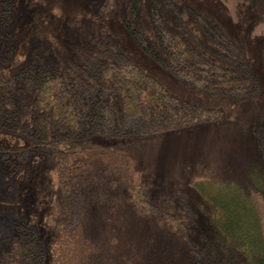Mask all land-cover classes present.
<instances>
[{"label":"trees","instance_id":"trees-1","mask_svg":"<svg viewBox=\"0 0 264 264\" xmlns=\"http://www.w3.org/2000/svg\"><path fill=\"white\" fill-rule=\"evenodd\" d=\"M249 2L264 12V0ZM6 5H0V33L10 13ZM166 16L155 23L154 41L141 23L126 22L136 45L165 72L189 91L230 107L259 97L248 53L214 21L191 11L193 26L182 21L175 28ZM3 50L0 129L18 128L33 150L59 156L60 200L52 209V260L46 258L38 227L19 224L0 251V264H145L155 253L169 256L171 264H264V124L253 131L259 152L253 210L237 198L214 204L206 222L212 234L196 235L190 210L161 205L148 186L135 182L131 152L91 140L159 137L224 113L226 105L209 107L174 94L108 33L98 34L75 57L52 64L42 59L45 49L39 45L9 72L11 47ZM120 200L135 217L125 226L111 222ZM149 222L155 231L149 241L153 251L143 248V257L125 260L138 239L135 224Z\"/></svg>","mask_w":264,"mask_h":264},{"label":"rangeland","instance_id":"rangeland-1","mask_svg":"<svg viewBox=\"0 0 264 264\" xmlns=\"http://www.w3.org/2000/svg\"><path fill=\"white\" fill-rule=\"evenodd\" d=\"M6 3L10 13L2 19L5 23L0 33V54L10 46L11 55L5 72L26 62L39 45L45 49L42 59L52 64L55 59L75 57L98 34L108 33L132 60L174 94L220 109L226 104L189 91L148 57L126 26V22L141 23L154 41L155 23L166 15L175 28L181 27L182 21L193 26L191 11L214 21L248 53L260 83L257 99L226 105L224 113L207 115L191 128L159 137L106 136L91 141L131 152L137 165L135 182L148 186L151 196L161 205L190 210L191 229L196 235L212 234L206 222L210 221L214 204L224 205L237 198L249 211L253 210L257 198L254 169L259 160L253 131L264 124L263 11L249 0H0L3 8ZM32 147L18 128L0 129V251L9 246L17 225H35L46 258L52 260L48 248L53 241L52 209L60 200V158ZM260 198L264 205L263 196ZM118 202L111 222L119 220L124 222L121 226L128 225L127 220L135 217L126 202ZM97 218L96 224L100 216ZM138 224V239L132 250H126L125 260L143 257V248L154 249L149 246L155 232L152 224ZM169 259L156 257L155 253L145 264H171Z\"/></svg>","mask_w":264,"mask_h":264}]
</instances>
